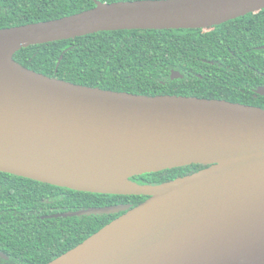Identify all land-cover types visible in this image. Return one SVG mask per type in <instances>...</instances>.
Segmentation results:
<instances>
[{"label": "water", "instance_id": "95a60500", "mask_svg": "<svg viewBox=\"0 0 264 264\" xmlns=\"http://www.w3.org/2000/svg\"><path fill=\"white\" fill-rule=\"evenodd\" d=\"M93 1L76 15L0 30V172L148 197L137 207L52 216L122 213L49 264H264V109L85 87L14 59L31 46L101 32L209 29L264 10V0ZM256 94L264 97V87ZM192 165L207 168L160 185L132 181Z\"/></svg>", "mask_w": 264, "mask_h": 264}, {"label": "trees", "instance_id": "16d2710c", "mask_svg": "<svg viewBox=\"0 0 264 264\" xmlns=\"http://www.w3.org/2000/svg\"><path fill=\"white\" fill-rule=\"evenodd\" d=\"M117 3L142 0H97ZM96 7L93 0H0V30L58 20ZM264 10L201 30L101 32L16 53L23 67L75 85L144 96H183L264 109ZM183 79L172 80L173 72ZM202 165L133 178L160 185L193 175ZM148 197L81 193L0 172V264H49L118 215L52 216Z\"/></svg>", "mask_w": 264, "mask_h": 264}, {"label": "flooded vegetation", "instance_id": "af4514ba", "mask_svg": "<svg viewBox=\"0 0 264 264\" xmlns=\"http://www.w3.org/2000/svg\"><path fill=\"white\" fill-rule=\"evenodd\" d=\"M2 252V251H1ZM3 253V252H2ZM4 254V253H3ZM5 255V254H4ZM6 256V255H5ZM7 257V256H6ZM2 260H4V261H8V259L6 260V259H3V258H1L0 257V262L2 261Z\"/></svg>", "mask_w": 264, "mask_h": 264}]
</instances>
